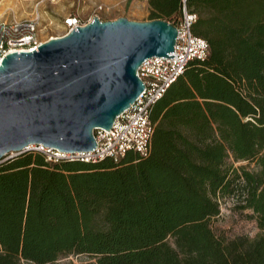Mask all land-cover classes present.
Returning a JSON list of instances; mask_svg holds the SVG:
<instances>
[{
    "label": "trees",
    "instance_id": "obj_1",
    "mask_svg": "<svg viewBox=\"0 0 264 264\" xmlns=\"http://www.w3.org/2000/svg\"><path fill=\"white\" fill-rule=\"evenodd\" d=\"M147 2L149 19L195 12L207 55L151 105L147 155L0 161V264H264V0ZM241 179L262 233L225 239L210 220Z\"/></svg>",
    "mask_w": 264,
    "mask_h": 264
},
{
    "label": "water",
    "instance_id": "obj_2",
    "mask_svg": "<svg viewBox=\"0 0 264 264\" xmlns=\"http://www.w3.org/2000/svg\"><path fill=\"white\" fill-rule=\"evenodd\" d=\"M177 26L93 15L85 24L0 57V161L30 144L64 152L94 149L144 85L137 68L151 55L174 56Z\"/></svg>",
    "mask_w": 264,
    "mask_h": 264
},
{
    "label": "built area",
    "instance_id": "obj_3",
    "mask_svg": "<svg viewBox=\"0 0 264 264\" xmlns=\"http://www.w3.org/2000/svg\"><path fill=\"white\" fill-rule=\"evenodd\" d=\"M103 8H108V6L99 3L95 10ZM93 15L98 14L95 12ZM93 15L86 19L76 13L64 15L62 18L64 30L58 35L67 33L75 26L85 24ZM195 18L196 13L189 11L183 5L181 14L174 23L177 26L174 56L151 55L143 59L137 68V74L144 85L142 91L130 106L115 117L109 129L94 128L93 134L96 140L94 149L71 153L43 144H30L28 149L41 151L48 160L68 158L97 161L108 157L113 161H118L130 150L147 155L150 151L151 136L154 130V122L150 117L151 105L176 80L190 59H203L208 53L207 40L193 33L191 29ZM41 23L42 18L38 10L27 17H0V57L6 51L31 48L48 39L49 37L43 38L42 35L51 23Z\"/></svg>",
    "mask_w": 264,
    "mask_h": 264
},
{
    "label": "rangeland",
    "instance_id": "obj_4",
    "mask_svg": "<svg viewBox=\"0 0 264 264\" xmlns=\"http://www.w3.org/2000/svg\"><path fill=\"white\" fill-rule=\"evenodd\" d=\"M38 0H0V17H27L34 12L35 3ZM100 0H43V10L46 9L48 15L53 18L54 23L47 26L43 33V38H48L61 33L64 26L59 24L60 15L72 12H79L83 19L88 18L95 12L101 19H111L117 16H127L131 19L147 20L149 19L148 2L141 4L139 1H133L131 4L126 0H111L103 3L108 8L96 11V5L101 3ZM40 8V7H39ZM180 16V15H179ZM178 19V17H177ZM46 23L42 21L41 24ZM59 24V25H58ZM249 169H257L255 162H244ZM247 185L244 180H240L237 191L220 199V214L218 217L210 220L213 231L225 239H232L236 236H245L253 238L262 233L256 226L254 215L248 208H243L241 203L246 192ZM264 233V232H263ZM86 259L83 256H71L59 261V263L72 261L77 263Z\"/></svg>",
    "mask_w": 264,
    "mask_h": 264
},
{
    "label": "crops",
    "instance_id": "obj_5",
    "mask_svg": "<svg viewBox=\"0 0 264 264\" xmlns=\"http://www.w3.org/2000/svg\"><path fill=\"white\" fill-rule=\"evenodd\" d=\"M96 1V0H95ZM133 1H139L141 4H144V3H146L147 2V0H126L125 2L127 3H129V4H131ZM41 2H43V0H38V1H36V3H35V8H34V11L35 10H38L39 12H40V14H41V18H42V21H46V23H54V21H53V18H51L49 15H48V12H47V10L46 9H44L43 10V4L41 5ZM99 2H101V3H106V4H108L107 2H111V0H100ZM40 7V8H39ZM71 13V12H70ZM72 13H76V14H79L80 15V13L79 12H72ZM66 14H68V13H66ZM66 14H61L60 15V21L58 22L59 24H61L62 25V18H63V16L64 15H66ZM81 16V15H80ZM82 17V16H81ZM58 24V25H59ZM60 34V33H59ZM58 35V34H57Z\"/></svg>",
    "mask_w": 264,
    "mask_h": 264
}]
</instances>
